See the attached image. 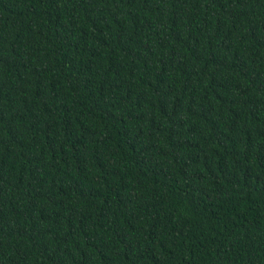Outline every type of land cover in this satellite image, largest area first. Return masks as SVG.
<instances>
[{
  "label": "trees",
  "instance_id": "16d2710c",
  "mask_svg": "<svg viewBox=\"0 0 264 264\" xmlns=\"http://www.w3.org/2000/svg\"><path fill=\"white\" fill-rule=\"evenodd\" d=\"M0 264H264V0H0Z\"/></svg>",
  "mask_w": 264,
  "mask_h": 264
}]
</instances>
